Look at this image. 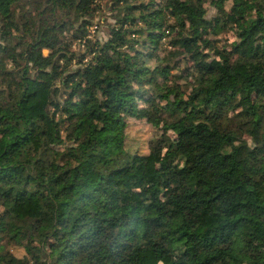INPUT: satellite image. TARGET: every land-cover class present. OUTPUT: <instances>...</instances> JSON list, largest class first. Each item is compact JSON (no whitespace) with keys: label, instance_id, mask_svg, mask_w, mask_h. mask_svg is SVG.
I'll use <instances>...</instances> for the list:
<instances>
[{"label":"trees","instance_id":"1","mask_svg":"<svg viewBox=\"0 0 264 264\" xmlns=\"http://www.w3.org/2000/svg\"><path fill=\"white\" fill-rule=\"evenodd\" d=\"M95 1L0 0V264H264V0Z\"/></svg>","mask_w":264,"mask_h":264},{"label":"rangeland","instance_id":"2","mask_svg":"<svg viewBox=\"0 0 264 264\" xmlns=\"http://www.w3.org/2000/svg\"><path fill=\"white\" fill-rule=\"evenodd\" d=\"M148 1V0H145ZM154 6H159L161 4V0H154ZM95 4L98 5V9L92 17H87L90 21V24L87 25V38H91L92 40H98L99 42L107 39L109 31L112 27L115 26L116 22V12H112L111 2L109 0H96ZM231 3L226 2L225 9L229 10ZM206 8V18L211 19L216 15V9L212 4H210L209 0L205 3ZM171 20V19H170ZM173 21V20H172ZM174 22V21H173ZM77 25V24H76ZM208 37L218 45L223 47H229L230 43H232L235 39L233 32L230 29H218L215 33H210ZM18 37L14 36L12 38L13 42H16ZM167 41V40H166ZM84 40H77L73 43L72 48L76 53H80L83 51ZM164 45V46H163ZM162 46L169 47L168 44L164 43ZM161 46V47H162ZM169 50V49H168ZM180 70H173L172 75L168 78V82H175L177 79V83L183 85L184 82L183 77H185L187 71V61L181 62ZM161 129L159 126H154L150 122L142 119H133L126 118V128H125V149L129 152H138L140 154H147L152 149L151 141L155 140L161 134ZM173 134V130L170 131ZM14 231V218L12 216H8L5 221L4 230L0 233L1 235H12ZM10 251L17 257H21L25 254L23 248L15 245H11Z\"/></svg>","mask_w":264,"mask_h":264}]
</instances>
